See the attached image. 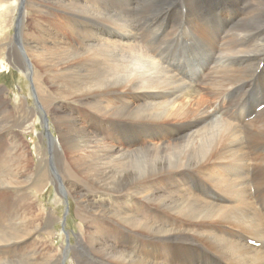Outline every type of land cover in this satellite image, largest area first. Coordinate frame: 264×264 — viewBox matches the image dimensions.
<instances>
[{"label": "bare ground", "instance_id": "1", "mask_svg": "<svg viewBox=\"0 0 264 264\" xmlns=\"http://www.w3.org/2000/svg\"><path fill=\"white\" fill-rule=\"evenodd\" d=\"M16 1L10 61L56 86L35 97L63 131L65 172L106 198L77 212L92 223L67 247L71 263L264 264V0ZM14 4L0 6V37ZM197 49L207 61L186 70ZM56 99L89 107L90 136ZM2 154L0 264H63L30 248L39 225L9 190L26 177Z\"/></svg>", "mask_w": 264, "mask_h": 264}, {"label": "rangeland", "instance_id": "2", "mask_svg": "<svg viewBox=\"0 0 264 264\" xmlns=\"http://www.w3.org/2000/svg\"><path fill=\"white\" fill-rule=\"evenodd\" d=\"M3 1L4 0H0V6ZM10 1H13L14 4L16 0ZM17 1L19 4L23 5L25 0ZM41 1L44 2L46 0ZM44 3L47 4V2ZM48 4L50 5L51 3ZM51 7H53L52 4ZM9 10H11L10 20L14 22V25L7 30L5 29V33L7 34H4V37H0V48H2V46L4 48H2L3 50L0 49V63H4V65L8 66V69H0V117L6 116L5 118L7 119L6 121L5 118H1L3 122H6L3 123L2 127L0 126V157H3L2 153H5L6 148H8L10 151L9 156L12 159V163L15 165L14 167H16L17 175H20V172H24L23 177H26L27 183L25 187L17 188L15 185L9 190L13 193L15 200L23 196L27 197L31 218L34 217V223L39 225L37 232L35 231L33 233L34 235L29 245L30 248H38L40 252H42V255H45V259H48V257L57 259L63 258V264H72L70 261L72 252L71 250H67V247L71 245L73 248L76 243L75 240H77L82 233L81 229H88L92 223V219L83 218L82 220L78 218L77 212L80 211L85 214L86 211L90 209V206H94L95 204L99 205L101 203L104 204L106 198L103 197L102 194L91 193V188H88L86 180L78 174L76 170H74V173L76 172L75 174H66L67 170L73 169V166L70 163L72 159L70 152L64 154L63 150H61L63 146L60 147L62 143L60 132L63 131H59L58 126L53 123L54 120L51 117H42L45 113L43 112L42 114V111L38 109V98L35 97V92L38 90L39 93L43 91L46 96L56 98L54 95L55 91H57L56 86L46 81L35 84L29 72L16 67L10 61L8 48L7 46L5 47V44L11 41V38L16 35L15 19L19 11L18 7L16 8V4L9 7ZM51 24L54 25L53 23ZM27 29L28 27L26 30ZM12 42L13 47H16V44L17 46H19V44L21 45V40L18 38L16 41ZM199 50L201 51L200 53L197 52ZM2 55H5L3 60L1 59ZM207 57L208 54L204 49H197L192 55L189 53L185 54L182 57V62L184 67H187L186 70H194L198 61L202 58L206 60ZM13 59L15 60V58ZM205 63L206 62L202 64ZM26 73L29 74L26 75ZM200 95L205 97L206 93L202 92ZM21 103L26 109L22 110L21 107L18 106ZM59 103H63V106ZM213 104L214 102L212 105ZM54 106H59L61 109L65 107V111L73 116L74 123L76 122L75 126H79L84 130L87 136H90L92 132V117L90 114L91 111L86 104L83 105L72 99H56L52 107ZM28 108L36 109L38 114H30V109ZM218 108L219 106L216 105V110H218ZM260 108L261 107H258L257 110H261ZM9 111V114L4 115V113H8ZM170 122L174 123L176 120ZM68 130L69 129L66 131ZM46 134L56 139L60 138L58 140L59 142H57L59 146L55 142L49 141ZM54 143L58 146V149H60L59 153L56 152ZM76 157L77 155L74 156V158ZM17 165L20 166V168ZM65 166L67 167L66 169ZM55 170L62 181L65 191L69 192L70 189L69 195L59 190L54 176ZM71 175L78 177L76 179ZM79 175L82 178L79 177ZM74 181L78 183V186H82V188H75L73 186ZM64 251L66 252V256Z\"/></svg>", "mask_w": 264, "mask_h": 264}]
</instances>
